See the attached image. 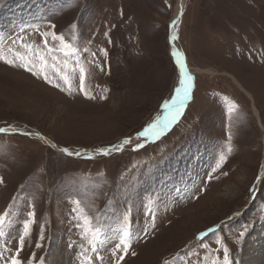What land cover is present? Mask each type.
Returning a JSON list of instances; mask_svg holds the SVG:
<instances>
[{"label": "rangeland", "instance_id": "1", "mask_svg": "<svg viewBox=\"0 0 264 264\" xmlns=\"http://www.w3.org/2000/svg\"><path fill=\"white\" fill-rule=\"evenodd\" d=\"M178 5L0 0V264L16 254L30 211L24 264H224L225 250L242 264L258 255L264 0ZM173 51L191 88L168 123L176 110L164 104L181 79ZM153 124L159 134L145 135Z\"/></svg>", "mask_w": 264, "mask_h": 264}, {"label": "snow or ice", "instance_id": "2", "mask_svg": "<svg viewBox=\"0 0 264 264\" xmlns=\"http://www.w3.org/2000/svg\"><path fill=\"white\" fill-rule=\"evenodd\" d=\"M55 38L56 37L53 34V39H55ZM173 39H175V37H173ZM45 46H47V40H45ZM68 47H69V45H65V48H68ZM49 51H52V50L49 49ZM37 55H39V53H37ZM65 55H68V53L65 52ZM173 56L176 57L177 64L180 65L181 79H180V87L176 89V96H175V98L172 99L170 103L166 102L164 104V108H165V111L166 112H170L173 109L176 110L175 111V115H173L171 117V120H169L168 117H165V120H167L168 123H171L172 120H175L176 117L181 114V111L180 110L183 108L184 101L188 99L189 91H190V88H191L190 83L187 82V81H190L191 78L187 76V73L185 71V65L182 62L181 54L178 53V52H176V51H173ZM18 58L21 59V60H24L25 59V57H23V56H19ZM40 61H41L42 64L45 63V60H44V57L43 56H40ZM6 62L12 63L11 61H6ZM78 63L79 62L77 61V64ZM79 72H80V84H81V87H83L84 81H85L86 69L83 66H80ZM45 79H47L46 76H45ZM65 82L66 83L68 82L67 81V77H65ZM156 128H157V125H155V124L150 125L149 128L145 130V133L144 134L145 135H148L149 133H153L155 135H158L159 133L154 132V129H156ZM2 131H4V130L3 129H0V132H2ZM124 143L127 144V143H129V141L126 140V141H124ZM138 147H142V145H138ZM64 151H66V150H64ZM104 154L107 155L108 153L105 152ZM223 159L224 158L221 157V160H223ZM76 203L79 204L78 201ZM28 216H29L28 221H26L24 223V232H23V235L19 238V248L17 249L16 254L9 261V264H24L23 260L20 258V251L23 250L25 237L29 236V234H30V232H29V226H30L31 223L34 222L35 212L34 211H30L28 213ZM5 221H6V215H0V235L3 234V227L5 225ZM85 223L86 224H90L91 221L87 217H85ZM124 224H125V228H124V238L121 240V245L123 247V251L126 253L127 252V249H128V245H127L128 216L127 215L124 217ZM94 235H95V233H94ZM203 235L204 234H201V237H203ZM243 235H244V233H241V236H243ZM43 238H44L43 235H41V239H43ZM37 246H39V245H37ZM122 259H123V256H120L119 257V260H122ZM224 264H230L227 250L224 251Z\"/></svg>", "mask_w": 264, "mask_h": 264}, {"label": "bare ground", "instance_id": "3", "mask_svg": "<svg viewBox=\"0 0 264 264\" xmlns=\"http://www.w3.org/2000/svg\"><path fill=\"white\" fill-rule=\"evenodd\" d=\"M183 4H184V0H179V5H178V8H177V12L182 11ZM196 181H198V179L195 178V177L193 179H191V181L188 182L189 183V186L196 184ZM183 191H184V195L181 198H179V200L176 199L177 202L178 201L182 202L183 199H185L188 196V191L189 190L187 189V187H185V189ZM253 236H255L257 238L259 237L260 238V241L262 239L261 245L255 251V252L258 253V255H256V256H250L249 260H247L245 262H242V264H263L264 237H261V234H260L259 230H257L256 233L253 234ZM248 247H249V250L254 249V247H252V243L249 244ZM250 247H252V249H250Z\"/></svg>", "mask_w": 264, "mask_h": 264}]
</instances>
